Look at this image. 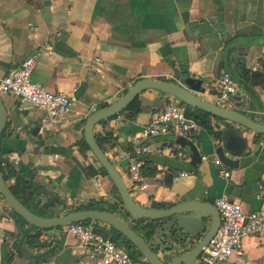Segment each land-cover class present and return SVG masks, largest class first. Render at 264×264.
Returning <instances> with one entry per match:
<instances>
[{
	"label": "crops",
	"instance_id": "crops-1",
	"mask_svg": "<svg viewBox=\"0 0 264 264\" xmlns=\"http://www.w3.org/2000/svg\"><path fill=\"white\" fill-rule=\"evenodd\" d=\"M29 57H35L32 80L49 92L69 96L71 111L55 126L41 124L34 137L32 126L40 124L41 113L34 107L21 109V103L28 104L0 94L7 110V131L1 137L0 151L2 160L21 164V176L38 187L39 196L29 203L45 217L64 215L68 211L63 205L73 212L90 202L103 207L118 202L112 182L95 168L91 152L80 143L89 115L115 103L137 80L162 76L173 81L175 73L190 72L208 83L212 92L195 95L211 102V95L217 94L213 81L227 73L238 82L242 94L219 105L264 121V83H260V73H264V0H0V76L11 74ZM240 65L248 70L246 82ZM253 73H258L253 78L255 86L250 84ZM144 97L151 106L140 110L133 120L116 116L94 127L95 135H109L118 149L117 157L110 156V161L128 185L130 159L124 149H132V139L161 112L163 101L170 100L156 91ZM15 102L16 112L10 109ZM211 125L214 129L224 123L211 118ZM212 138L204 129L190 137L206 157L198 170L170 185H165L166 176L159 172L154 177L141 174L147 189L131 190L130 195L149 209H166L187 201L213 205L214 199L226 198L247 212L264 213V201L256 198L259 182L264 181V137L247 133L246 138L255 139L250 143L253 154L240 158L236 170L216 166L217 158L210 160ZM168 144L153 141L147 145V154L167 155L171 149H181L173 144L168 150ZM73 156L81 161L89 180L71 161ZM189 161L188 156L185 162ZM151 166L160 171V166ZM221 170L229 172V177L223 178ZM12 183L6 182L9 187ZM1 200L0 264H95L74 237L60 236V228L40 234L39 242L56 249L38 263L24 261L15 252L10 257L20 239L36 232L28 225L20 232L11 210ZM186 215L189 230L199 229L197 218ZM162 222L175 225L174 218ZM92 227L109 230L104 224ZM139 234L144 237V232ZM145 240L155 247L152 239ZM243 246L251 264H264V237L248 236ZM30 252L41 253L32 248ZM138 257L135 255L136 260ZM218 264L244 263L229 258Z\"/></svg>",
	"mask_w": 264,
	"mask_h": 264
},
{
	"label": "water",
	"instance_id": "water-1",
	"mask_svg": "<svg viewBox=\"0 0 264 264\" xmlns=\"http://www.w3.org/2000/svg\"><path fill=\"white\" fill-rule=\"evenodd\" d=\"M175 74L176 78L173 81H169L162 76L156 78H144L135 81L115 103L98 108L91 113L85 121L83 128L84 141L95 161V168L105 170L107 177L115 187L119 198L117 203H109L107 207H104L106 210H79L73 212L70 211V208L63 205V208L68 211L64 215L56 217L39 216L16 199L11 193L1 172L0 199H3L11 212H14L19 216L33 232L40 231L43 233L48 230L60 228L63 229V232L60 233L61 236L62 234H66L64 228L73 224L90 221L91 226L94 224H104L117 231L126 241L129 242V249L135 248L137 250L140 257L138 260L144 261L146 264H194L202 247L209 243L219 228L220 219L217 209L211 203L203 201H187L166 209H149L143 207V205L138 203L130 195L131 186L123 180L120 173L110 161V156L117 157L116 155L118 152V149H114L115 145H113L112 140L106 143L104 148H101L97 143V135L94 134V127L97 124H101L112 117L122 115L120 113L125 111L135 100L139 102L140 110L150 107L151 104L147 101L144 95L148 92L156 91L163 96H167V98L183 103L186 107L207 113L213 119L222 121L224 123L223 126L217 125L213 129L215 132H219V136L212 135L213 138L210 140L211 145L213 146V156L210 160L217 158L221 167L236 170L240 158L253 154V150L250 149V143H254L255 139L253 138L251 140L250 138H246L247 133H253L255 138L261 136L264 137V121L256 120L253 118V115H245L239 110L237 111L222 107L218 103H214L212 100L211 102H207L200 99L195 94H204L205 92L209 94L210 90L208 88L210 85L206 82L204 83L201 78L192 76V73L190 72H180L179 74ZM257 74L258 73H253L250 78V84L253 86H255L253 78L257 77ZM260 74L263 76V80L260 83H264V73ZM215 86L216 81H213V90H215ZM238 86L240 89V95L242 94V90L239 84ZM253 99V96H250V104L253 103ZM25 103L28 105L24 106V104L21 103V109L27 110L32 107L30 103ZM163 103L164 106L161 111L164 110L168 101L164 100ZM240 106L241 104L237 105L238 108ZM10 109L16 112V102L10 106ZM23 114L25 115L26 113ZM122 116V118H125L124 115ZM40 125L41 121L39 125L32 126V136L37 137ZM6 131L7 110L3 102L0 101V140ZM153 141L157 143L170 142V145L168 144L167 146L168 150L169 148L171 149L173 144H175L185 150L190 158L189 162L170 158L169 153L173 149L168 151L167 155L147 153L137 155L134 153L132 146L131 150L124 149V153L127 154L130 160L135 159L143 163H151L160 166V171L158 172L161 175L166 176L164 182L165 185H170L172 183L174 172L184 171L192 173L198 170L201 166L203 155L198 151L196 145L190 138L174 136L172 134L161 135L151 137L140 143L137 147L147 148V145ZM163 148L164 146L161 150H163ZM108 152L111 154L108 155ZM130 160L128 165L130 164ZM71 161L76 164L84 179L89 180L81 161L75 156L71 157ZM9 166L15 172L19 173L21 164L12 162L9 163ZM259 189L260 193L256 198L264 201V181L259 182ZM53 201L57 202V199L55 198ZM189 207L197 208L189 209ZM186 214H192L197 218L200 224L199 229L196 228V231L189 230V221ZM170 218L175 219V225H166L162 222ZM141 220H144L145 222L141 225L142 227H140V230H137L135 225ZM208 220L209 223H207ZM142 228L147 230L146 232H149L148 239H152L155 242V247L151 246L145 238L139 234V232H144L141 230ZM93 229L96 231L95 227H93ZM53 236H55V234H53ZM27 238L28 236L26 239L25 237L20 239L18 244L10 250V257H12L15 252L19 254L24 261L38 263L41 258H46L48 252L54 253L56 249V246L53 245L50 248L48 247V242L43 241L39 242V247L32 248L34 251H41V253L31 254L30 247L26 242ZM193 238L194 241L192 240ZM111 240L119 246L126 248L128 251L127 247L121 245L119 242L117 243L113 239ZM159 255H161V257ZM8 262L9 261H6V264H8Z\"/></svg>",
	"mask_w": 264,
	"mask_h": 264
},
{
	"label": "built area",
	"instance_id": "built-area-1",
	"mask_svg": "<svg viewBox=\"0 0 264 264\" xmlns=\"http://www.w3.org/2000/svg\"><path fill=\"white\" fill-rule=\"evenodd\" d=\"M35 57L22 61L20 66L11 74L0 76V94L10 95L28 102L41 113L43 127L55 126L68 117L71 111V99L62 93L49 92L44 86L37 84L31 78ZM216 93L211 95L214 103L229 102L240 93L237 82L227 73H222L216 81ZM187 107L183 103L170 99L161 112L155 114L149 125L142 128L140 133L131 141L135 154L147 153V148H138L143 141L161 135L190 138L202 128L186 116ZM119 120L124 118L119 117ZM169 157L179 161H187L188 155L182 150H171ZM206 160V157H202ZM216 166L220 162H214ZM143 162L135 159L128 165V180L131 190L145 191L148 184L143 182L141 168ZM223 178L229 177V172L221 170ZM188 172L176 171L172 182H178L187 177ZM2 200L0 199V205ZM213 206L217 209L220 219L219 228L208 244L202 247L194 264H218L234 258L244 264H251L245 258L243 239L248 236L264 237V213L261 211L247 212L239 203L230 202L226 198H216ZM66 234L74 237L86 251L87 257L95 264H146L144 261L133 259L126 248L119 246L109 237L98 233L92 226L81 223L64 228ZM5 237L4 241H8Z\"/></svg>",
	"mask_w": 264,
	"mask_h": 264
},
{
	"label": "trees",
	"instance_id": "trees-1",
	"mask_svg": "<svg viewBox=\"0 0 264 264\" xmlns=\"http://www.w3.org/2000/svg\"><path fill=\"white\" fill-rule=\"evenodd\" d=\"M239 68H240V71L242 72L243 78L245 79L244 82H246V80L248 79V75H249L248 70L245 69L241 65L239 66ZM139 111H140L139 102L137 100H135L125 111L121 112L120 114L124 115L125 118H127L128 120H133L137 116ZM186 116L188 118H191L194 121H196L201 126V128L204 129L208 134L214 135L217 137L219 136V132H215L211 126V118L212 117L210 115H208L207 113H204V112H201L198 110H193L190 107H187ZM115 117H112V118H115ZM112 118H110V119H112ZM96 139H97V143L99 144V146L101 148H104V145L111 141V138L109 137V135H105V136L97 135ZM80 145H81V147H87L85 141H81ZM129 150H131V149L129 148ZM1 155H2V152L0 151V172H1L3 178L5 179L6 182L7 181L9 182L11 180L14 181L9 187L11 193L25 207H27L28 209H30L31 211H33L37 215L45 217L46 216L45 213H43L40 210H37V211L33 210V208L30 206V203H29L34 199L33 198L34 196H36V197L39 196L38 187H36L32 181H26L25 178H23L20 173L15 172L10 166H7V169L5 171L1 166V162H2V159H1L2 156ZM100 172L103 176H107L105 170L100 169ZM157 173H158L157 169L155 167L151 166V163H143V166L141 168V174L144 177H154L155 175H157ZM113 190H114L116 197L119 201L117 191H116L114 186H113ZM28 193H29V195H28ZM27 196H29V198ZM78 210H106V209L99 204H95L93 202H90L86 207H81ZM11 216L13 217L16 225L20 229L19 231L21 232V230H22L21 227L23 225H27V224L19 216H17L14 212H11ZM144 222H145L144 220L137 222V224L135 225V228L137 230H140V227H142L141 225ZM85 223L87 225H89L90 221L85 222ZM95 228H96V231L98 233L104 235L105 237H110L111 239H113L117 243L119 242L121 245L127 247L128 251L130 253V256L133 259H135V255L136 256L139 255V253L137 252V250L135 248L129 249V247H128L129 242L126 241L114 229L109 228V230L106 232V231H103L102 229H100L98 227H95ZM141 230L144 231V237L148 238L149 232H146L147 230H145L143 228ZM40 233H41L40 231H37L34 235L28 236L26 242L30 248H37L40 246V243H39Z\"/></svg>",
	"mask_w": 264,
	"mask_h": 264
},
{
	"label": "flooded vegetation",
	"instance_id": "flooded-vegetation-1",
	"mask_svg": "<svg viewBox=\"0 0 264 264\" xmlns=\"http://www.w3.org/2000/svg\"><path fill=\"white\" fill-rule=\"evenodd\" d=\"M1 166L2 168L6 171L7 166H9V163H7L6 161L2 160L1 162ZM11 182V181H10ZM14 182V181H13ZM77 211H79L78 209H76Z\"/></svg>",
	"mask_w": 264,
	"mask_h": 264
},
{
	"label": "rangeland",
	"instance_id": "rangeland-1",
	"mask_svg": "<svg viewBox=\"0 0 264 264\" xmlns=\"http://www.w3.org/2000/svg\"><path fill=\"white\" fill-rule=\"evenodd\" d=\"M57 214L59 213V211H55ZM81 224H83L84 226H86L87 224L86 223H81ZM138 259H140L139 257H138Z\"/></svg>",
	"mask_w": 264,
	"mask_h": 264
}]
</instances>
